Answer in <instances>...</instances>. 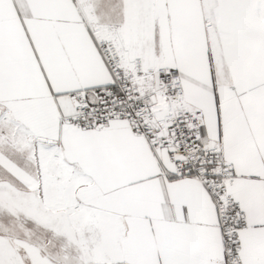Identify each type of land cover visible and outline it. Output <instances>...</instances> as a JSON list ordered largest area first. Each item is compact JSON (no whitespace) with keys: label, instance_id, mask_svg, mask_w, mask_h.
Returning <instances> with one entry per match:
<instances>
[{"label":"snow or ice","instance_id":"6c2138e0","mask_svg":"<svg viewBox=\"0 0 264 264\" xmlns=\"http://www.w3.org/2000/svg\"><path fill=\"white\" fill-rule=\"evenodd\" d=\"M0 264H264V0H0Z\"/></svg>","mask_w":264,"mask_h":264}]
</instances>
